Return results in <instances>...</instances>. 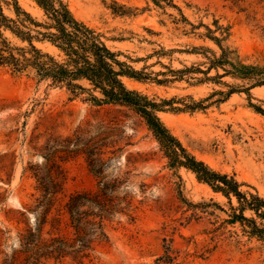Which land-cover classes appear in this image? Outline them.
Returning a JSON list of instances; mask_svg holds the SVG:
<instances>
[{
    "label": "rangeland",
    "instance_id": "374dc122",
    "mask_svg": "<svg viewBox=\"0 0 264 264\" xmlns=\"http://www.w3.org/2000/svg\"><path fill=\"white\" fill-rule=\"evenodd\" d=\"M3 1L4 12L12 15L14 6L5 2L13 1ZM17 1L42 18V10L32 0ZM64 1L77 19L123 54L121 60L151 78L167 71L163 65L205 69L201 55L185 52L193 47L219 54L215 44L192 33L181 14L196 26L217 20L229 31L225 46L237 51L245 63L264 64V0H159L160 5L153 0ZM162 49L177 51L161 56ZM215 75V71L210 74ZM124 82L151 99L191 95L196 100L228 92L223 83L240 84L230 77L165 86L128 78ZM250 95L234 94L204 112L158 116L197 159L216 171L236 175L244 184L242 190L255 189L264 197V117L251 107L264 109V87ZM89 99L90 93L75 95L0 66V104L5 108L0 112V264L31 263L20 239L39 223L34 209L40 192L34 173L40 169L42 176H48L54 165L62 190L55 197L50 221L59 219L61 234L69 233L65 205L72 194L95 191L101 179L127 180L119 195L131 202L129 215L108 224L110 241L97 245L89 264H264V242L225 222L230 207L224 196L186 169L168 168V158L140 115L128 106H96ZM96 160L107 163L100 176L89 166ZM52 231L56 232L48 225L44 232ZM47 264L74 263L67 259Z\"/></svg>",
    "mask_w": 264,
    "mask_h": 264
},
{
    "label": "trees",
    "instance_id": "16d2710c",
    "mask_svg": "<svg viewBox=\"0 0 264 264\" xmlns=\"http://www.w3.org/2000/svg\"><path fill=\"white\" fill-rule=\"evenodd\" d=\"M12 1L5 2L14 6L13 14L8 15L2 7L4 1L0 0V66L11 69L16 75L29 74L39 83L48 82L52 86L66 88L75 95L90 93L89 100L96 106L113 104L131 107L144 119L148 130L168 158V168H184L198 182L224 196L230 207L229 219L225 222L238 225L249 238L264 242V197L253 188L254 192L242 190L244 184L237 180L236 175L216 171L197 159L158 116L161 112H204L234 94L245 93L250 98L251 90L264 87V64L245 63L237 51L225 46L223 43L229 34L226 27L217 20L212 25L201 22L196 26L181 14L182 22L191 27L192 33L215 44L219 54L209 48L193 47L191 51L185 52L201 55L206 60L205 69L195 66L173 69L162 64L167 71L158 72L155 74L157 77L151 78L150 74L121 60L123 54L112 50L100 33L77 19L64 0H32L43 12L41 19L22 8L17 0ZM153 1L157 5L161 3L159 0ZM165 1L172 3L171 0ZM171 5L181 12L179 7ZM201 28L205 31L196 32ZM42 46L50 47L56 53ZM176 51L162 49L158 54L162 56ZM213 71L216 75L210 76ZM198 74L204 78H197ZM160 76L163 78H158ZM224 77H230L240 84L223 83L228 87V92L217 91L201 100L191 95L151 99L128 88L124 82V78H128L144 83L153 81L165 86L171 82H215ZM83 84H89V88ZM215 96L220 98L213 101ZM251 107L264 117L262 107L255 104H251ZM3 110L5 108L0 104V112ZM106 164L102 160L89 161L91 170L99 176L103 174ZM54 168L55 165L48 176H42L40 169L34 173L40 192L34 209L40 215L39 223L35 229L21 235V247L30 253V264H47L52 260L60 263L67 259L74 264H89L94 260L97 245L110 241L108 224L130 211L131 202L119 195L127 180L101 179L95 191L72 194L65 205L69 216V233L61 234L59 219L52 218L50 221L55 197L62 190V179ZM179 196L184 200L180 191ZM234 199L236 204L233 203ZM213 205L220 207L217 203ZM48 225L56 232L45 233Z\"/></svg>",
    "mask_w": 264,
    "mask_h": 264
}]
</instances>
